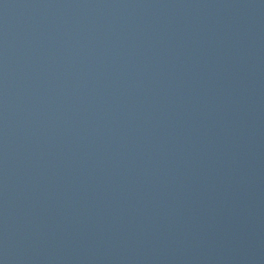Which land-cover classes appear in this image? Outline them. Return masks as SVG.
Masks as SVG:
<instances>
[{
	"label": "water",
	"instance_id": "95a60500",
	"mask_svg": "<svg viewBox=\"0 0 264 264\" xmlns=\"http://www.w3.org/2000/svg\"><path fill=\"white\" fill-rule=\"evenodd\" d=\"M0 264H264V0H0Z\"/></svg>",
	"mask_w": 264,
	"mask_h": 264
}]
</instances>
